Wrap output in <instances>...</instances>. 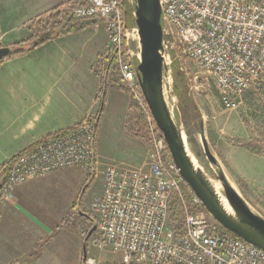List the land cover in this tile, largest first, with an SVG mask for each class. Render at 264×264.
<instances>
[{
	"label": "built area",
	"instance_id": "obj_1",
	"mask_svg": "<svg viewBox=\"0 0 264 264\" xmlns=\"http://www.w3.org/2000/svg\"><path fill=\"white\" fill-rule=\"evenodd\" d=\"M122 3L69 4L74 18L105 27L103 57L116 54L118 76L146 119V160L138 167L118 163L98 171L96 130L83 118L61 135L22 150L3 181L0 201L28 182L78 169L99 175L101 182V191L89 206L98 234L93 247L117 257L105 263L86 256L82 264H264L261 249L223 228L192 192H184L185 182L140 93L135 65L126 51ZM159 4L163 48L168 45L166 37L173 36L191 67L213 84L225 110L237 109L249 90L264 86V0H159ZM173 196L182 208L179 229L168 217Z\"/></svg>",
	"mask_w": 264,
	"mask_h": 264
},
{
	"label": "rangeland",
	"instance_id": "obj_2",
	"mask_svg": "<svg viewBox=\"0 0 264 264\" xmlns=\"http://www.w3.org/2000/svg\"><path fill=\"white\" fill-rule=\"evenodd\" d=\"M129 2L130 0H123L121 5L123 14L127 16L128 28L133 26ZM54 21L46 17L32 25L33 28L38 25L50 28ZM82 23L87 25V28L92 21ZM166 30L168 31V27ZM128 33L127 31L126 51L136 65L138 46L128 38ZM31 34L32 32H28V38ZM100 38L105 40L104 35ZM166 40L171 72L172 64L176 63L182 73L181 97L174 93L172 74L170 88L167 79L165 80V99L175 124L187 135L191 153L199 154L197 162L203 173L205 172V176L220 185L217 191L223 195V188L218 180L219 174L222 173L250 210L264 219V86L259 85L249 90L237 109L225 110L218 100L213 84L191 67L184 58L177 40L170 35ZM37 41L34 39L16 49L12 48L14 51L25 50ZM99 58L94 63L93 73ZM99 72L101 85L104 66H100ZM117 79H120L119 76L116 77ZM120 84L124 89L115 88L121 91L120 93L110 91L104 107L100 105L102 96L99 88L97 95L99 101L91 111L92 115H95L101 108L103 113L96 130L95 141L98 171L108 164L120 162L138 167L146 160L148 142L134 137L133 120L128 113L129 107L136 103L125 85L121 81ZM201 129L216 165L211 164L205 157L199 135ZM251 154L257 156L253 163L248 159L252 158ZM239 163L246 165L245 172L240 171ZM54 174L48 183H44L47 194L43 196L45 198L40 204L56 217L53 219V227L56 231L52 236L56 235L57 238L48 249L43 261L47 264H82L83 241L95 225L89 206L94 196L101 191L99 175L88 176L78 169L63 170ZM97 239L98 234L95 231L86 241V256L100 258L105 263L114 261L117 257L108 251L100 254L93 247Z\"/></svg>",
	"mask_w": 264,
	"mask_h": 264
},
{
	"label": "crops",
	"instance_id": "obj_3",
	"mask_svg": "<svg viewBox=\"0 0 264 264\" xmlns=\"http://www.w3.org/2000/svg\"><path fill=\"white\" fill-rule=\"evenodd\" d=\"M69 3L0 0V46L26 41V26L33 19ZM106 47L104 25L92 22L80 32L0 62V166L44 137L92 115L100 88L93 66ZM110 91L117 90L107 91L105 103ZM251 157L255 162L257 156ZM245 167L239 163L241 172ZM54 175L19 186L7 201H0V264H47L43 260L57 238L52 236L56 217L40 201L47 194L44 183Z\"/></svg>",
	"mask_w": 264,
	"mask_h": 264
},
{
	"label": "water",
	"instance_id": "obj_4",
	"mask_svg": "<svg viewBox=\"0 0 264 264\" xmlns=\"http://www.w3.org/2000/svg\"><path fill=\"white\" fill-rule=\"evenodd\" d=\"M129 3L133 26L125 27L129 33L134 31L138 39L135 71L139 90L157 129L162 135L171 160L185 184L200 200L214 221L236 237L264 252V219L250 210L246 202L220 173L218 180L223 188V196L234 215L227 214L206 180L204 173L193 167L186 153V148L191 152L190 142L186 139L184 144L183 132L175 124L164 95V81L169 78L172 72L168 63V46L163 48L165 35L159 0H130ZM35 47L36 43L31 44L28 49ZM13 53L14 49L10 46L0 47V62L11 57ZM184 135L187 138V135ZM199 135L205 157L211 164L216 165V160L208 150L202 129ZM192 154L198 160L199 154ZM2 184L3 182L0 181V189ZM95 231L96 226L93 225L83 241V260L86 257V241Z\"/></svg>",
	"mask_w": 264,
	"mask_h": 264
},
{
	"label": "trees",
	"instance_id": "obj_5",
	"mask_svg": "<svg viewBox=\"0 0 264 264\" xmlns=\"http://www.w3.org/2000/svg\"><path fill=\"white\" fill-rule=\"evenodd\" d=\"M71 7L70 4L66 6L65 8L59 6L49 12H46L45 14L38 16L37 18L33 19L27 26L26 30L28 32H32L31 36L23 42H20L18 44H15L12 47H19L21 45H25L29 41H32L34 39H37L38 41L36 42V47L43 45L55 38L62 37V36H68L72 35L74 33L80 32L86 28L87 25H84L82 22L87 21L85 19H76L71 15ZM124 13V12H123ZM48 18L49 20H55L50 28L48 26L42 27V26H37L33 28L34 26L32 25L34 22H39V20L43 18ZM124 17V25L128 27L127 22H126V17L123 14ZM33 28V29H32ZM39 37V38H38ZM30 49H25V50H15L13 55L11 57H19L27 53ZM99 62L97 63L96 70L94 72V75L96 77L99 76V68L100 66H104V76L103 80L100 85V93L102 96V101L100 103L101 107L103 106V103H105V97L107 94L108 89L110 88H117L123 90V86L120 84V79L116 80V77H118L117 73V59H116V54L114 52L108 54L106 57L99 56ZM172 76L174 80V93L178 95V97L182 96V90L180 88L181 82H182V73L179 71L178 66L176 63L172 64ZM104 94V96H103ZM128 113L131 116V119L133 120V135L137 139L144 140L145 142L148 141V134H147V124H146V119L144 114L141 112V110L138 108L137 105H131L128 109ZM101 115H102V109H98L95 115H88L84 119L90 123L95 130H97L98 124L101 120ZM69 129V128H68ZM68 129H64L61 131H58L54 134L48 135L41 139L40 141L50 139L53 137H56L58 135H61L62 133L66 132ZM38 141V142H40ZM36 142V143H38ZM34 143V144H36ZM33 144V145H34ZM32 145V146H33ZM29 146L28 148H30ZM18 155V154H17ZM16 155V156H17ZM14 156L11 158L8 162L4 163L2 166H0V181H5L7 174L10 170L11 164L16 158ZM169 158V155H168ZM184 192L188 195L191 190L188 188V186L185 184L184 186ZM75 207V206H74ZM168 217H169V222L170 224L176 228L179 229L181 228L182 225V208L180 205V202L178 199L173 196L172 201L170 204L169 212H168Z\"/></svg>",
	"mask_w": 264,
	"mask_h": 264
},
{
	"label": "bare ground",
	"instance_id": "obj_6",
	"mask_svg": "<svg viewBox=\"0 0 264 264\" xmlns=\"http://www.w3.org/2000/svg\"><path fill=\"white\" fill-rule=\"evenodd\" d=\"M128 38H129L131 41L136 42V44H137V46H138L137 35H136V33H135L134 31L131 32V33H129ZM166 81H167V83L169 84V88H170V86H171V81H170V79H167ZM166 81H164V95H165ZM166 103H167V101H166ZM167 105H168V104H167ZM168 107H169V106H168ZM169 109H170V108H169ZM182 139H183V142H184V144H185V143H186V137H185V135H184L183 133H182ZM186 153H187V155H188V157H189V159H190V161H191L193 167H194L195 169H200V170H201V168H200L199 165H198L199 163L197 162V160L195 159V157L193 156V154L188 150V148H186ZM201 171H202V170H201ZM202 172H203V171H202ZM204 175H205V172H204ZM205 177H206V176H205ZM206 180L208 181L210 187H211V188L213 189V191L215 192V196L218 198V200H219L221 206L223 207L224 211H225L227 214L233 216V215H234V214H233V211H232V209L230 208V206L228 205V203L226 202L224 196H223L222 194H220V193L217 191V188H218V186H220V185H219L218 183L214 182V181H211L208 177H206ZM232 187H233V186H232Z\"/></svg>",
	"mask_w": 264,
	"mask_h": 264
}]
</instances>
